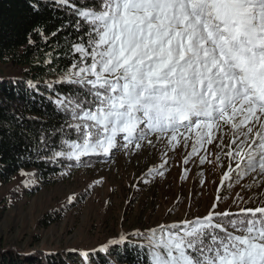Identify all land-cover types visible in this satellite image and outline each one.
<instances>
[{"label": "snow or ice", "instance_id": "1", "mask_svg": "<svg viewBox=\"0 0 264 264\" xmlns=\"http://www.w3.org/2000/svg\"><path fill=\"white\" fill-rule=\"evenodd\" d=\"M41 0L28 7L40 11ZM66 21L50 34L34 25L45 43L71 27L64 57L48 52L43 61L58 74L44 81L45 97L62 113L52 135L40 136L37 160L46 164L83 162L94 154L123 148L125 155L164 141L176 149L192 141V152H208L229 164L221 184L242 189L264 186V0H50ZM29 44L34 41L29 38ZM61 42H56L57 50ZM71 56L61 71L53 60ZM54 85L70 86L62 93ZM29 88L39 85L28 81ZM230 140L224 144V130ZM59 135V144L52 139ZM122 137V141L121 138ZM227 151H224V149ZM50 153V154H49ZM206 155L200 156L201 164ZM185 164L188 162L185 159ZM211 163L212 161H208ZM163 165L161 166V168ZM163 175L160 169H149ZM21 174L29 187L34 173ZM183 178V177H182ZM244 178L250 182L241 183ZM95 183H99L96 181ZM92 187V185H89ZM18 190V189H17ZM237 196L238 211L218 204L203 216L136 230L135 247L147 264H264V202L248 207ZM219 199V198H218ZM74 203L69 196L67 207ZM129 235L118 233L91 251L79 253L84 264H115L114 251ZM75 252V249H69ZM45 260L57 253H43Z\"/></svg>", "mask_w": 264, "mask_h": 264}, {"label": "rangeland", "instance_id": "2", "mask_svg": "<svg viewBox=\"0 0 264 264\" xmlns=\"http://www.w3.org/2000/svg\"><path fill=\"white\" fill-rule=\"evenodd\" d=\"M24 68L2 62L0 79L18 77ZM57 78L58 74L46 77ZM223 135L224 144H228L230 131L225 128ZM208 149L207 153L199 150L188 156L192 152L191 140L187 146L181 142L176 149L158 141L155 147L145 146L131 155H125L123 148L113 149L109 154L88 157L91 161L86 163V157L82 158V163L66 167L62 178L34 193L30 186H24L30 177L23 176L20 170L0 184V249L59 254L70 252L69 249L92 250L118 233L129 235L161 223L203 216L213 203L218 204L220 211L238 209L243 204L237 193L244 200L251 198L248 207L261 206L264 186L242 189L237 183L231 187L227 181L221 184L229 161L222 156L217 163L213 153L219 150L213 146ZM203 155L207 158L201 164L199 157ZM150 168L160 169L163 175L149 172ZM245 182L250 181L244 178L241 183ZM70 195L74 203L62 207ZM9 202V207L1 209L3 203ZM51 210H55L57 219L45 223L44 216ZM129 239L136 241L131 235Z\"/></svg>", "mask_w": 264, "mask_h": 264}, {"label": "trees", "instance_id": "3", "mask_svg": "<svg viewBox=\"0 0 264 264\" xmlns=\"http://www.w3.org/2000/svg\"><path fill=\"white\" fill-rule=\"evenodd\" d=\"M32 0H0V63L9 67L25 66L22 75L0 79V184L7 182L18 171L26 169L34 173L36 183L31 185L30 192L34 193L41 186L49 185L62 178L66 173V167L77 165L76 161H64L60 164L44 163L37 160L36 149L39 146L40 136L52 135L53 128L63 123L62 113L54 111V105L45 99L50 94L44 81L47 76L57 74L49 71V66L43 61L48 59L46 53L64 57L67 48L63 47L67 33L72 32L69 27L62 30L59 35L52 38L49 35L47 43L39 34H31L34 25L47 26L50 34L56 27L66 21H74L67 11L54 9L50 0H41L40 11L33 13L28 5ZM31 38L34 43L29 44ZM61 42L57 50L56 42ZM71 56L53 60L51 67L65 70L71 63ZM28 81L38 84V90L29 88ZM62 93H70L67 85H54ZM52 139L59 144V135H53ZM50 154V153H49ZM84 163L91 161L86 157ZM30 179V178H29ZM10 206L3 203L1 209ZM236 213L238 209L230 210ZM55 210L49 211L43 221L45 223L55 221ZM132 239L114 249L119 253L118 258L113 256L115 264H147L146 258L141 261L143 255L135 247ZM91 251V250H88ZM47 250H27L23 253L14 248L0 249V264H84L80 257V251L57 253L55 256L45 257ZM104 257L99 255L96 264H103Z\"/></svg>", "mask_w": 264, "mask_h": 264}]
</instances>
